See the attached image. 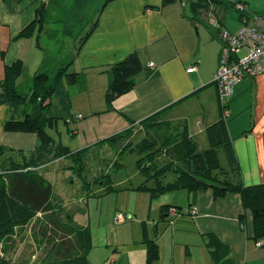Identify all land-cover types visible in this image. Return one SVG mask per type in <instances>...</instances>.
<instances>
[{
	"label": "crops",
	"instance_id": "0c3cea01",
	"mask_svg": "<svg viewBox=\"0 0 264 264\" xmlns=\"http://www.w3.org/2000/svg\"><path fill=\"white\" fill-rule=\"evenodd\" d=\"M52 1L56 0H0V81L4 78L5 65L16 60H21L23 65L13 83L18 91L21 74L25 73L32 81L34 72L43 65L71 62L69 71L85 74V87L82 88L83 84L73 86L74 95L70 99L72 114L82 115L73 120L77 125L74 133L79 134L83 148L108 143L120 146L119 156L126 151L135 153L123 146L127 142L137 143L143 137L137 132H144L141 121L157 112L162 120L185 125L196 142L199 137L208 144L205 128L221 117L224 104L214 81L220 42L208 27L204 14L211 10L227 29L228 22L218 10L235 11L238 27L227 30L237 32L242 21L233 2H213L208 11H201L191 20L190 0H186L185 6L182 0L167 5H163V0H96L92 15L89 17L86 12L88 28L95 22L93 31L78 51L75 36L71 31H63L60 44L64 47L57 50L60 55L57 64L43 47L37 46V38L41 45L37 24L31 35L19 36L27 24L38 18L37 9L43 4L45 23H48L45 33L50 40L47 43H55L52 37L56 30L67 28H61L58 22L68 19L65 14L69 11L67 7L62 17L47 20ZM232 1L244 3L250 14L258 16L256 22L264 30V0ZM199 21L209 30L212 39L198 31ZM50 31L52 34H48ZM132 52H136L142 65L134 76L135 85L113 101L112 109H107L104 99L107 75L103 69ZM150 62L153 65H149ZM192 65L195 70L187 72ZM30 87L24 94L29 93ZM76 100L81 104L75 102L78 107L74 109L72 105ZM224 103L229 110L226 127L235 158L234 173L230 172L226 158V175L231 181L244 185L264 183V72L236 84ZM6 117L7 107L0 104V151L4 147L24 152L32 150L37 143L36 136L4 131L2 122ZM128 130L131 132L122 140L107 141ZM219 149L225 154L224 147H218L217 155ZM136 154L138 159L140 156ZM137 159L133 175L144 178L136 165ZM120 164L115 160L112 165ZM108 176L99 183L97 191L86 193L91 200L104 205L98 222L87 225L92 242L89 252L95 247H106L109 253L112 247L113 261L145 264L146 241L153 240L159 248V256L153 264H263L264 247L255 244L251 213L243 206L238 193L227 192L215 197L211 188L194 192L156 191L153 178L147 181L146 188H139L141 182L135 186L125 185L128 179L113 181ZM174 178V174L167 173L162 181L166 183ZM171 206L179 210L178 216L168 213ZM118 215L121 218L117 221ZM211 240H216V244ZM260 241L264 243V238Z\"/></svg>",
	"mask_w": 264,
	"mask_h": 264
},
{
	"label": "trees",
	"instance_id": "16d2710c",
	"mask_svg": "<svg viewBox=\"0 0 264 264\" xmlns=\"http://www.w3.org/2000/svg\"><path fill=\"white\" fill-rule=\"evenodd\" d=\"M175 1L163 0V5ZM210 1L190 0L188 9L192 15L189 18L193 20L201 11H208ZM37 15V19L19 32L20 37L31 35L35 24L38 25L39 31H43L45 21L43 4L37 9ZM94 27L95 22H92L85 34L79 38L76 51ZM63 31L67 32L70 29L65 28ZM36 42L41 48L38 38ZM70 63L41 66L32 76L28 94L21 93L13 84L21 73L23 67L21 60L4 67V78L0 81V104L6 105L7 117L2 122V129L6 132L34 134L37 143L27 152L11 149L20 155V161L12 160L9 167H2L0 171V240L10 235L15 227L25 225L38 212L48 213L55 209L50 202L51 184L37 173L39 167L52 160L69 158L71 160L69 168L77 176L82 174L84 148L72 151L52 134V131L57 133L59 121L67 123L73 118H78L71 112L70 99L74 95L73 86L83 84L82 88L85 87V74L82 71H69ZM141 69L142 65L136 52L129 53L103 69L107 75L104 93L107 109H112L113 101L134 87V76ZM163 123H167L165 125L169 127L172 122L162 120L159 112L150 115L141 121L144 136L134 145L127 142L123 146L124 149L134 150L140 156L136 165L144 180L139 188H146L147 181L153 178L156 182V191L185 189L194 192L211 188L215 197H222L227 192H236L240 195L243 206L250 210L253 222L252 237L255 241L261 242L260 240L264 238V183L244 185L227 177L228 172L221 166L216 151L218 147H224L228 164L231 166L230 172L234 173L232 166L235 168V158L226 119L221 115L218 120L206 126L205 133L209 146L204 150H199L197 142L189 136L185 125L177 122L171 125L172 131L168 130V133L162 134L159 127H162ZM130 132L131 130L117 133L107 141L122 140ZM167 173L174 174L175 178L163 183L162 179ZM174 208L179 212L176 207ZM50 223L53 229L62 230L64 235L74 237V244L58 245L57 252L61 251V254L51 261H42L39 264H87V255L92 247L89 226H71L62 223L59 218H50ZM146 242L145 264H153L159 256V248L153 240ZM211 242L216 244V240ZM261 246L264 247L263 242ZM0 264L11 262L8 258L0 256Z\"/></svg>",
	"mask_w": 264,
	"mask_h": 264
},
{
	"label": "rangeland",
	"instance_id": "374dc122",
	"mask_svg": "<svg viewBox=\"0 0 264 264\" xmlns=\"http://www.w3.org/2000/svg\"><path fill=\"white\" fill-rule=\"evenodd\" d=\"M211 3L213 2L210 1V4ZM96 5V0L52 1L49 4L50 9L48 10L46 19L56 20L60 18V16L62 17V12L68 7L67 10L69 13L65 14V17H68V19L58 22V26L61 28L67 27L68 30L70 29L72 35L75 36V40L78 42L89 25L86 12L90 17ZM217 8L218 7H216V9ZM218 13L219 15L224 14L223 17L225 21L228 22V26H226L227 29L238 27V14L235 11L227 8L226 11L218 10ZM204 16L207 18L206 12ZM43 20L45 19L43 18ZM47 24L48 23L44 21L43 31H40L39 39L44 51L49 53V58H55V63L58 64L60 55L57 54V50H63L62 48L64 47L63 44H60L63 38V29L56 30V34L53 35L52 41H55V43H47V41H50L47 40V34L45 33ZM50 24L53 25L54 22ZM55 25H57L56 22ZM197 26L198 31L202 32V35L212 39L209 30L201 21L198 22ZM48 34H52V31L48 32ZM57 40L59 43H57ZM214 49H217V45H214ZM51 63L53 64L54 61L52 60ZM62 64L64 65L65 63L59 62V65ZM28 66L31 67L30 64ZM18 81L21 82L19 91L21 93H27L31 86V80L29 81L27 75L23 73ZM77 100L73 101L72 107L74 109L78 107L75 102L81 104ZM79 108H81V105H79ZM79 115L80 114H77V117L81 118L82 115H80V117ZM75 122V120H71L67 123L59 121L57 133L52 131L56 139L62 144L69 146L72 151L83 148L79 134L74 133L77 127ZM163 124L162 127L160 126L161 128L159 127L162 134L172 131L171 127L173 123H171L172 126L170 125L169 127L165 125L167 123ZM137 133L144 136L142 130H139ZM134 139H136V137ZM137 139H139V137H137ZM197 142L200 150L209 146V144L204 143L199 137L197 138ZM119 148V145H109L108 143H102L100 146L85 147L82 150L84 168L81 176H77L75 172L69 168L71 164L69 158L52 160L39 167L37 173L51 184L52 194L50 202L55 206V209L48 213L38 212L25 225L15 227L10 235L0 240V256L8 258L11 264H39L42 261H51L55 259L56 256H59L58 254H61V251L57 252V250H59L58 245L67 246L70 245V243L74 244V237L71 238L70 235H64L62 230L57 231L53 229L50 218H59L62 223L71 226H87L89 222L94 225L95 222H98L100 212L104 205L103 203L100 204L99 201L91 200L86 193L90 194L91 191H97L96 189L101 185L99 183L105 180L107 175H109L108 177L110 179L112 178L113 181H118L120 178L128 179L125 185L135 186L144 180L139 174L133 175L135 160L137 159L136 152L126 151L119 156L117 154ZM17 155L16 151L4 147V149L0 151V171L2 167H9L10 161H19L20 158L17 159ZM218 159L221 166L226 169V157L222 149L218 150ZM115 160L121 163L117 167L112 165ZM96 197L98 198L99 195L97 194ZM105 249L106 247H103V249L99 247L92 248L91 252L87 255L88 264H120L118 260H112L113 248L111 247L109 253Z\"/></svg>",
	"mask_w": 264,
	"mask_h": 264
},
{
	"label": "built area",
	"instance_id": "2783aa9c",
	"mask_svg": "<svg viewBox=\"0 0 264 264\" xmlns=\"http://www.w3.org/2000/svg\"><path fill=\"white\" fill-rule=\"evenodd\" d=\"M229 1L233 2V8L241 15L242 26L237 32L225 29L211 10L207 12L206 20L208 27L220 42L214 81L218 96L224 104L222 109L224 119L229 117V110L224 101L232 94L234 86L244 79H252L264 72V30L256 22L258 16L250 14L244 3ZM181 3L185 6L187 1L182 0ZM149 65H153V62H150ZM194 70V65L186 69L187 72ZM168 213L172 216L179 215L174 207H169ZM120 218L121 215H118L116 220L118 221ZM255 244L261 246L259 241H256Z\"/></svg>",
	"mask_w": 264,
	"mask_h": 264
}]
</instances>
